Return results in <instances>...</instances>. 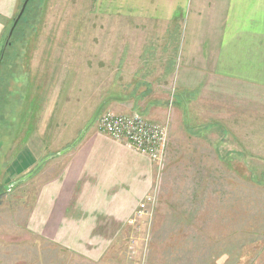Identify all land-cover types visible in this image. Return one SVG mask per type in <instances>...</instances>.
I'll list each match as a JSON object with an SVG mask.
<instances>
[{
    "label": "rangeland",
    "instance_id": "1",
    "mask_svg": "<svg viewBox=\"0 0 264 264\" xmlns=\"http://www.w3.org/2000/svg\"><path fill=\"white\" fill-rule=\"evenodd\" d=\"M89 6L34 0L12 43L14 20L0 39V264H90L29 225L43 185L98 109L88 130L103 113L125 115L112 109L127 85L108 65L119 51L107 56L110 36L92 32ZM177 100L167 158L153 163V186L108 264H264V119L245 122V106L237 114L211 99ZM149 196L154 210L138 217Z\"/></svg>",
    "mask_w": 264,
    "mask_h": 264
},
{
    "label": "crops",
    "instance_id": "2",
    "mask_svg": "<svg viewBox=\"0 0 264 264\" xmlns=\"http://www.w3.org/2000/svg\"><path fill=\"white\" fill-rule=\"evenodd\" d=\"M22 1L0 0V39L17 18ZM89 4V17L96 24L92 32L110 36L105 52L112 57L119 51V58L108 65L120 67V83L127 84L121 87L122 95L111 96L121 100L112 107L115 112L137 111L167 125L169 146L171 111L177 115L171 97L176 102L184 98L190 106L193 98L203 103L211 99L220 112L231 107L238 114L245 106L248 110L240 112L245 122L264 119V110L256 111L264 106V0ZM231 122H238L240 130L239 118ZM95 128L54 168L29 225L64 250L87 253L90 264H108L113 243L125 237L130 217L151 190L155 175L149 158Z\"/></svg>",
    "mask_w": 264,
    "mask_h": 264
},
{
    "label": "built area",
    "instance_id": "3",
    "mask_svg": "<svg viewBox=\"0 0 264 264\" xmlns=\"http://www.w3.org/2000/svg\"><path fill=\"white\" fill-rule=\"evenodd\" d=\"M97 129L125 146L128 150L149 158L154 164L166 160L169 150L167 125L153 122L141 113L125 115L103 113L96 122ZM155 207V198L146 197L139 205V215ZM131 222V221H130ZM133 223V222H132Z\"/></svg>",
    "mask_w": 264,
    "mask_h": 264
},
{
    "label": "water",
    "instance_id": "4",
    "mask_svg": "<svg viewBox=\"0 0 264 264\" xmlns=\"http://www.w3.org/2000/svg\"><path fill=\"white\" fill-rule=\"evenodd\" d=\"M29 1H30V0H25L23 6H22V8H21L20 13H19V15L17 16V18H16V20H15V22H14V25H13L12 30H11V32H10V37H11V35L13 34L14 29H15V27L17 26L18 22H19L20 19L22 18L23 14H24V12H25V9H26V7H27V5H28V3H29ZM100 112H101V108L98 109V111L96 112V114L94 115V117L91 119L90 123L86 126V128H85V129L83 130V132L81 133V135H80V137L78 138V140L72 145V148L76 147V146L79 144V142L81 141V139H82V138L84 137V135L86 134L88 128H89V127H90V126L96 121V119H97V117H98V115H99ZM68 150H70V149H68ZM68 150L64 151L62 154H64V153L67 152ZM49 159H50V158L45 159L43 163H46V161H48ZM42 165H43V164H42ZM42 165H41V166H42ZM39 167H40V166H39ZM36 170H37V169H36ZM36 170H34V172H35ZM34 172H32V173H30L29 175H27L26 177L22 178L20 181H25V180H27L28 178H30V177L33 175ZM14 185H15V184H13L12 186H14Z\"/></svg>",
    "mask_w": 264,
    "mask_h": 264
},
{
    "label": "trees",
    "instance_id": "5",
    "mask_svg": "<svg viewBox=\"0 0 264 264\" xmlns=\"http://www.w3.org/2000/svg\"><path fill=\"white\" fill-rule=\"evenodd\" d=\"M33 1H34V0H30V1H29V3H28V5H27V7H26V9H25V12H24L22 18L20 19V21L18 22L17 26L15 27V30H14V32H13V36H14V34H15L17 28L19 29V27H20L21 23L23 22V20H25L26 14L28 13V9H29V7H30V5H31V3H32ZM24 2H25V0L22 1V4H21V6H20V10H19V11H21V8H22ZM19 13H20V12H19ZM18 15H19V14H18ZM15 20H16V18H15L14 21H13V25H14ZM12 27H13V26H12ZM12 27H11V28H12ZM8 39H9V37H8L6 40L8 41ZM6 43H7L6 46H9V45L12 43V37H11L10 41H8V42H6Z\"/></svg>",
    "mask_w": 264,
    "mask_h": 264
}]
</instances>
